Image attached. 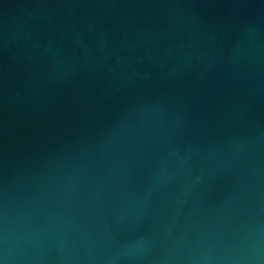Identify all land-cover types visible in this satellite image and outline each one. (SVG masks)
I'll list each match as a JSON object with an SVG mask.
<instances>
[{
  "label": "water",
  "instance_id": "95a60500",
  "mask_svg": "<svg viewBox=\"0 0 264 264\" xmlns=\"http://www.w3.org/2000/svg\"><path fill=\"white\" fill-rule=\"evenodd\" d=\"M0 264H264V0H0Z\"/></svg>",
  "mask_w": 264,
  "mask_h": 264
}]
</instances>
